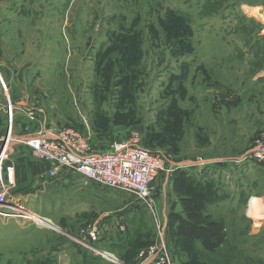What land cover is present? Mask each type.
<instances>
[{"label":"rangeland","instance_id":"374dc122","mask_svg":"<svg viewBox=\"0 0 264 264\" xmlns=\"http://www.w3.org/2000/svg\"><path fill=\"white\" fill-rule=\"evenodd\" d=\"M241 2L253 7L243 12ZM262 3L0 0V72L8 87L7 93L0 89V109L8 96L13 105L38 112L32 121L18 113L14 135L69 127L96 152L128 141L167 159L150 207L127 191L83 194L84 177L65 170L49 177L36 160L38 182L30 193H40L29 196L26 207L49 216L52 226L72 225L77 234L114 213L117 229H124L117 253L123 264H140L154 245L162 246L167 263L184 264L190 252L169 236L175 201L170 181L178 168L203 172L201 178L214 182L220 195L204 212L222 223L225 237L215 254L197 244L198 262L264 264V220L256 228L243 215L250 196H264V163L249 158L264 138V78L258 80L264 70V7L255 10ZM6 129L7 121L0 123V144ZM198 161L203 165L195 166ZM20 167L17 177L24 178ZM15 191L28 192L16 179ZM179 208L176 203L173 211ZM10 212L2 220L19 219ZM24 235L0 220V264H24L34 240L47 238ZM16 258L19 263L10 262Z\"/></svg>","mask_w":264,"mask_h":264},{"label":"built area","instance_id":"2783aa9c","mask_svg":"<svg viewBox=\"0 0 264 264\" xmlns=\"http://www.w3.org/2000/svg\"><path fill=\"white\" fill-rule=\"evenodd\" d=\"M0 89L4 93L8 91L1 72ZM6 97L8 100L4 103L3 110L7 129L0 144V210H3L0 215L9 217L11 215L8 212L12 211L21 222L37 226L52 225L45 221L44 216L37 213L33 215L32 211L11 193V188L15 185V162L11 157L17 146L26 147L35 160L45 163L49 177L54 178L60 170H65L67 176H82L103 190L127 191L141 203L149 207L153 205L154 182L166 170L167 165L163 154L128 141L113 142L108 150L96 152L81 133L69 127L44 126L31 134L14 135L12 125L18 113L32 121L38 116V112L25 105H13L8 96ZM249 158L264 163V138L256 141ZM197 165L202 166V161H198L195 166ZM171 171L170 168L169 172ZM98 236L99 229L94 225L74 237L90 244L89 242H94ZM161 248L162 246L158 245L151 246L140 264H170L159 254ZM100 256L110 258L106 255ZM110 259L116 260L113 255ZM116 262L123 264L117 260Z\"/></svg>","mask_w":264,"mask_h":264},{"label":"crops","instance_id":"0c3cea01","mask_svg":"<svg viewBox=\"0 0 264 264\" xmlns=\"http://www.w3.org/2000/svg\"><path fill=\"white\" fill-rule=\"evenodd\" d=\"M263 75L258 77L259 79L264 78V70ZM5 112L3 107L0 109V123H6ZM2 130V129H1ZM3 133L0 132V136ZM16 152L12 153V159L15 162V171L16 177L19 173V169H22L20 166H25V177L24 178H15L16 183L18 186L26 185V189L28 190L27 193H15L13 192L12 195L15 199L20 200L23 203H27L29 201V196L34 198L39 197L40 190L37 189L34 193H30V190L37 186V178L36 182L34 180V176L38 174V162L36 166L32 163L36 160L31 156L29 149L22 146H17L15 149ZM14 152V151H13ZM44 166L46 167L45 163ZM19 167V168H18ZM34 170V171H33ZM38 177V176H37ZM92 188V189H91ZM83 194L90 193L95 195H102L101 191L103 189L99 188L95 185L92 181L82 178V185L79 187V191ZM34 195V196H33ZM110 213V214H109ZM105 214V216H100L95 222H97V227L99 229V236L94 241L100 247H94L97 252H103L104 254L109 255L112 254L113 257L120 261L118 258V249L123 245V236H124V229L123 231L119 232L117 229V224L114 213L109 212ZM6 217V216H5ZM45 217V216H44ZM3 217H0L2 226L7 229L8 231L15 230V232L19 234H25L30 237H34V233H40L47 235V238H39L38 241L34 240V243L31 245V254L30 257L24 258V264H104L101 263L102 261H106L103 257L99 254L95 253L88 247H85L74 239H72L69 235L76 234L77 230L71 225L70 228L64 227L60 224H53V226H34L26 222H20L18 219H12L10 221L2 220ZM49 216H47V219ZM50 219V218H49ZM51 220V219H50ZM52 221V220H51ZM8 222H11L12 225H8ZM53 222V221H52ZM26 223V224H24ZM69 234V235H68ZM24 235V236H25ZM126 235V234H125ZM49 236H56V239L49 240ZM63 236V237H62ZM35 239V238H34ZM44 239V240H42ZM34 252H36L34 254ZM34 254V255H33ZM110 259V258H108ZM19 260V259H18ZM16 259L10 260V262L19 263ZM22 259H20L21 261ZM116 260L110 259L107 263H116ZM106 263V264H107Z\"/></svg>","mask_w":264,"mask_h":264},{"label":"trees","instance_id":"16d2710c","mask_svg":"<svg viewBox=\"0 0 264 264\" xmlns=\"http://www.w3.org/2000/svg\"><path fill=\"white\" fill-rule=\"evenodd\" d=\"M201 176L203 172H188L178 168L170 181L175 201L169 213V236L175 239L176 246L180 241L190 252L189 261L184 264H200L197 259V244L203 251L215 254L225 237L222 223L204 212L207 205L219 200L218 187ZM176 203L180 211L174 212Z\"/></svg>","mask_w":264,"mask_h":264},{"label":"clouds","instance_id":"9594fccd","mask_svg":"<svg viewBox=\"0 0 264 264\" xmlns=\"http://www.w3.org/2000/svg\"><path fill=\"white\" fill-rule=\"evenodd\" d=\"M253 6L246 2H241L239 8L243 12H248ZM264 7V3L256 5L255 10ZM245 218L253 221V226L259 228L261 220H264V196L252 195L248 198L246 205L243 208Z\"/></svg>","mask_w":264,"mask_h":264},{"label":"bare ground","instance_id":"6f19581e","mask_svg":"<svg viewBox=\"0 0 264 264\" xmlns=\"http://www.w3.org/2000/svg\"><path fill=\"white\" fill-rule=\"evenodd\" d=\"M32 213H33V215L36 214V212H34V211H32ZM44 219H45V221H47V222H49V223H52L50 219H47V218H44ZM68 235H69V234H68ZM69 236H70L72 239H74L76 242H78V243H80V244H83L84 246L90 248V249H91L92 251H94L95 253H97V254H99V255H103V252H102V251H101V252H97L96 250H94L95 248H94L93 245L88 244V243H86V242H82L81 240H79L78 238H76V237H74V236H72V235H69Z\"/></svg>","mask_w":264,"mask_h":264}]
</instances>
